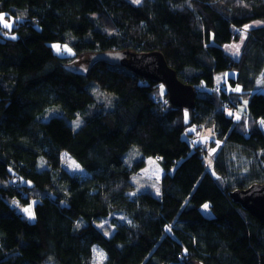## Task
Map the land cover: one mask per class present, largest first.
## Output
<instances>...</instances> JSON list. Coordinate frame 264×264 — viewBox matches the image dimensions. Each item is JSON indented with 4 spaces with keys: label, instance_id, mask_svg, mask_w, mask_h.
I'll use <instances>...</instances> for the list:
<instances>
[{
    "label": "trees",
    "instance_id": "trees-1",
    "mask_svg": "<svg viewBox=\"0 0 264 264\" xmlns=\"http://www.w3.org/2000/svg\"><path fill=\"white\" fill-rule=\"evenodd\" d=\"M0 15V264H93L94 246L103 264H264V218L231 196L264 181V0H0ZM67 42L85 70L51 46ZM117 52H160L194 106L98 58ZM203 127L221 142L210 162ZM154 162L159 193L134 192Z\"/></svg>",
    "mask_w": 264,
    "mask_h": 264
},
{
    "label": "rangeland",
    "instance_id": "rangeland-1",
    "mask_svg": "<svg viewBox=\"0 0 264 264\" xmlns=\"http://www.w3.org/2000/svg\"><path fill=\"white\" fill-rule=\"evenodd\" d=\"M133 3H138L136 0H130ZM140 2V0H139ZM3 25H9L7 24V21L3 17V21L1 22ZM255 24V23H252ZM10 28V27H9ZM243 36V35H242ZM244 37H241L238 41L226 46V51L232 55L237 57L239 54V50L242 44ZM53 50L55 53L61 55V56H66L69 57L70 60V68L74 70H85L86 67L88 66V53L82 54V55H75L74 52L72 51L69 43H53L51 44ZM54 46H59V50H57L56 47ZM82 72V71H80ZM229 74L227 73H220L216 75V81H217V86L223 87L226 91H233L232 87L230 84L226 83V79ZM236 91H238V87L235 88ZM96 100L102 104L101 107H103L105 110H109L112 107V96L109 95L108 93H105L101 91L98 87L93 88ZM167 93L166 87L163 85L159 84L157 89L155 90V97H160L163 94ZM95 109L91 108L90 111H93ZM234 116L236 120L239 119V117L243 116L242 110H237L234 112ZM83 116L77 117V120L75 121V126H78L82 122ZM196 133L195 134V140L199 143V145L205 149V152H207V160L210 162L212 159V155L214 152L217 150V146L221 143L220 141L215 138V134L213 133V130L210 127H203L202 129H195ZM193 134V136H194ZM215 141V146L213 143V140ZM216 139V140H215ZM134 148L133 150H135ZM138 154V153H137ZM149 167V169L144 173L146 176L152 177L151 180L147 179V177L143 175H133L131 180L134 183L135 190H145L149 189L154 193H159L160 191V184H159V179H160V173L161 170L158 167V165L154 162L152 163ZM61 165L62 167L67 170L71 174H79L83 175L85 171L65 152L62 153L61 155ZM146 170V169H145ZM33 201V200H32ZM20 204V203H18ZM205 205V204H204ZM204 205L201 207L202 212L209 214V208H205ZM21 210L25 214L26 217L29 219H33L34 213H33V202H30L26 205H23L22 207L20 206ZM118 217H121L119 214H116ZM96 227L103 232L104 235L109 236L113 230L114 227L111 224L110 217L98 220L95 222ZM105 260V253L104 251L98 247L94 246L93 247V255H92V263L93 264H103Z\"/></svg>",
    "mask_w": 264,
    "mask_h": 264
},
{
    "label": "water",
    "instance_id": "water-1",
    "mask_svg": "<svg viewBox=\"0 0 264 264\" xmlns=\"http://www.w3.org/2000/svg\"><path fill=\"white\" fill-rule=\"evenodd\" d=\"M123 65L146 79L163 83L168 98L173 105L192 108L195 100V90L191 85L181 82L176 72L171 68L160 52L104 53L98 58ZM233 199L259 219L264 218V181L251 185L244 190L231 193Z\"/></svg>",
    "mask_w": 264,
    "mask_h": 264
},
{
    "label": "snow or ice",
    "instance_id": "snow-or-ice-1",
    "mask_svg": "<svg viewBox=\"0 0 264 264\" xmlns=\"http://www.w3.org/2000/svg\"><path fill=\"white\" fill-rule=\"evenodd\" d=\"M136 2H139V0H136ZM3 21V16L2 15H0V22H2ZM5 26H8V25H5ZM54 47H56L57 48V50H59V46H54ZM204 207L205 208H207L208 207V205H204Z\"/></svg>",
    "mask_w": 264,
    "mask_h": 264
}]
</instances>
